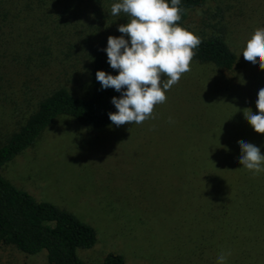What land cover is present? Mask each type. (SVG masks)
I'll list each match as a JSON object with an SVG mask.
<instances>
[{
  "label": "rangeland",
  "instance_id": "rangeland-1",
  "mask_svg": "<svg viewBox=\"0 0 264 264\" xmlns=\"http://www.w3.org/2000/svg\"><path fill=\"white\" fill-rule=\"evenodd\" d=\"M218 7L225 15L226 41L236 54L231 69L193 59L191 71L156 106L154 119L96 128L59 117L1 168L18 188L95 229V244L77 251L84 264H100L111 251L126 264H217L222 251L231 253L226 264H244L245 258L253 264L250 220L232 193L225 195L222 179L207 178V171L217 169L222 155L241 152L238 141L264 152V134L243 115L245 108L258 114L264 70L242 54L254 31L264 28V0H208L190 13L185 26L210 33L206 25L214 22L209 16ZM81 8L87 15L71 20L65 27L68 37L74 28L86 40L115 31L104 7L101 14ZM87 46L85 41L75 51L44 57L0 53V144L43 94L61 86L76 95L88 91L92 53ZM45 256L44 250L27 255L0 245V264H46Z\"/></svg>",
  "mask_w": 264,
  "mask_h": 264
},
{
  "label": "trees",
  "instance_id": "trees-1",
  "mask_svg": "<svg viewBox=\"0 0 264 264\" xmlns=\"http://www.w3.org/2000/svg\"><path fill=\"white\" fill-rule=\"evenodd\" d=\"M207 1L181 0L180 7L186 11L178 23L193 32L185 26V22L192 11ZM118 2L120 0H0V53H40L44 57V54L50 56L53 51L64 53L65 49L73 50L85 41L92 53L88 91L85 94L76 95L65 86L43 94L26 120L0 144V245L14 246L27 255L44 250L46 264H84L77 251L95 244L96 231L72 212L50 201L38 200L18 188L2 175L1 168L31 146L41 132L59 117H69L82 125L96 128L112 124L108 114L117 109L111 100L113 97L120 98L122 94L112 88L103 89L96 79V72L118 74L110 67L105 51L108 37L124 35L118 31V26L130 20L123 12L115 16L111 14L112 5ZM82 6L92 8L97 14H101L104 7L106 17L115 20V31L89 40L93 32L87 35L86 40L85 34L71 27L69 38L65 27L71 26V20L77 15H87V9L82 10ZM209 17L214 21L206 25L210 27V33L193 32L202 40L195 50L194 60L231 69L236 63V54L226 41L223 10L218 7ZM78 26L82 27L83 22H78ZM261 154L264 155V152ZM240 155L241 152H233L226 158L222 155L216 170L209 167L207 178L220 177L225 195L232 193L240 203L241 212L247 214L246 221L250 220L251 234L249 229L248 239L245 236L253 245V257L249 262L264 264V173L253 176L239 163ZM210 159L215 160L213 156ZM246 261L245 258L243 263L246 264ZM100 264L126 262L121 254L111 251L105 254Z\"/></svg>",
  "mask_w": 264,
  "mask_h": 264
},
{
  "label": "clouds",
  "instance_id": "clouds-1",
  "mask_svg": "<svg viewBox=\"0 0 264 264\" xmlns=\"http://www.w3.org/2000/svg\"><path fill=\"white\" fill-rule=\"evenodd\" d=\"M180 5L181 0H120L112 5V15L123 12L130 17L126 24L118 26L124 35L109 36L105 49L110 67L118 74L96 72L103 89L112 88L122 94L111 100L117 109L108 114L113 125H140L154 119L156 106L167 101L166 92L191 71L195 50L202 40L178 23L186 11ZM242 54L247 62L258 63L264 70V28L254 31ZM256 108L258 114L245 108L243 115L256 133L264 134V88L258 92ZM238 144L243 168L253 176L264 173L260 148L243 140ZM229 255L222 251L217 264H226Z\"/></svg>",
  "mask_w": 264,
  "mask_h": 264
}]
</instances>
